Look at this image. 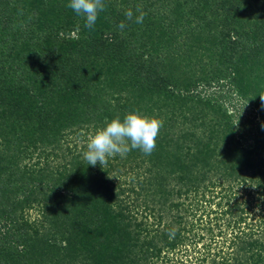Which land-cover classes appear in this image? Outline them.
Listing matches in <instances>:
<instances>
[{"label":"trees","instance_id":"16d2710c","mask_svg":"<svg viewBox=\"0 0 264 264\" xmlns=\"http://www.w3.org/2000/svg\"><path fill=\"white\" fill-rule=\"evenodd\" d=\"M104 2L88 29L68 0H0V264H264V0ZM134 110L163 121L155 150L87 165Z\"/></svg>","mask_w":264,"mask_h":264},{"label":"clouds","instance_id":"9594fccd","mask_svg":"<svg viewBox=\"0 0 264 264\" xmlns=\"http://www.w3.org/2000/svg\"><path fill=\"white\" fill-rule=\"evenodd\" d=\"M67 7L84 20L88 29L94 27L98 14L106 9L104 0H68ZM136 12L139 14L135 22L142 24L146 13L140 6H137ZM133 15L132 9L125 12L128 20H132ZM118 27L123 30L125 24L120 23ZM259 96L264 103V94ZM162 126V120L141 114L138 110L127 112L122 119L118 116L112 119L106 118L103 126L89 134L87 150L83 153V158L87 161V165L95 166L106 165L108 158L116 155L124 157L133 149L140 150L144 155H150L155 150L156 139Z\"/></svg>","mask_w":264,"mask_h":264},{"label":"rangeland","instance_id":"374dc122","mask_svg":"<svg viewBox=\"0 0 264 264\" xmlns=\"http://www.w3.org/2000/svg\"><path fill=\"white\" fill-rule=\"evenodd\" d=\"M206 93H211L212 95L220 98V100L224 103V106L228 110L227 112L230 114L231 121L233 122L235 127L240 126L239 123H243L241 120L248 117L249 112L247 111L245 104L234 94L235 92L231 91L227 86H217V87H215V85L210 86L207 88ZM249 118H250V115H249ZM239 121H241V122H239ZM235 132H237V129ZM240 133L241 132L237 133L236 135L239 136ZM243 140H245V137L242 138V141ZM243 143L248 144L249 142L246 141ZM76 144L81 145L82 142L77 141ZM233 189H235L237 197H239L242 194V196H240L241 199L242 200L245 199V195L243 194L244 190L242 188H239V186H236V188H235V186H234ZM249 189L251 191L250 192L251 197L249 198L251 200V206L247 209L244 223H246V224H253L254 223L255 224V222H257V214H258V208H259L256 204V203H258V199L255 198L257 195L256 192H254L255 190H253L251 187H249ZM216 201H217V198H214L212 200L210 208L215 209ZM222 202H224V200H222ZM28 213L31 217L35 216L34 210H30ZM211 215L212 214H210L209 216H211ZM223 217H224L223 219L222 218L217 219L216 222H222L225 219V217H228V214L223 215ZM211 227H214V225H211ZM221 227H224V226H221ZM240 227H243L242 224ZM252 228L254 229L255 226H252ZM246 230L247 229H245V231ZM215 231H216V228L214 227L213 232H215ZM227 233H228V231H227ZM225 238H227V237L226 236L223 237V235H221V238H218L219 239L218 241H221ZM227 242L228 241H225L221 245V246H223L222 249H226V247H227V249L230 250L231 247L228 246ZM223 253H224V251L220 252V255L223 256Z\"/></svg>","mask_w":264,"mask_h":264}]
</instances>
